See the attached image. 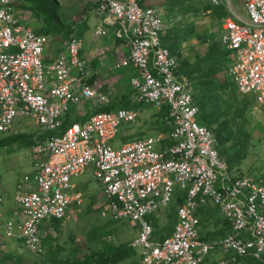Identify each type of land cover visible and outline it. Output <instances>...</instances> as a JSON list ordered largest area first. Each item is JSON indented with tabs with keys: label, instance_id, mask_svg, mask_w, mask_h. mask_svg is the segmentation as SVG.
<instances>
[{
	"label": "built area",
	"instance_id": "built-area-1",
	"mask_svg": "<svg viewBox=\"0 0 264 264\" xmlns=\"http://www.w3.org/2000/svg\"><path fill=\"white\" fill-rule=\"evenodd\" d=\"M245 9L247 17L234 12L236 20L223 23L222 43L235 57L229 76L240 94L255 95V109L264 112V0H245ZM93 13L106 17L128 45L129 54L115 69L136 72L130 80L133 102L155 108L169 132L115 147L120 128L139 117L137 110L126 108L96 111L62 130L72 106L94 100L95 110L100 109L111 104L112 92L88 83L82 39L72 37L48 64L49 37L24 23L16 0H0V133L12 132L24 119L40 128L32 146L40 157L35 174L26 175L19 186L13 217L0 221V248L19 242L35 255L45 254L42 227L66 219L71 206L82 205L73 179L92 169L103 187L106 211L114 220L139 227L133 246L141 249V264H207L218 249L223 256L213 264H231L239 257L262 260L264 184L232 173L216 135L200 124L190 82L179 76L178 62L162 45L165 21L160 11L141 6L139 0H100ZM106 33L103 26L95 32ZM165 140L172 144L164 147ZM182 192L173 234L157 240L149 217ZM3 203L0 198V207ZM208 204L220 208L232 229L216 243L200 239L198 211Z\"/></svg>",
	"mask_w": 264,
	"mask_h": 264
},
{
	"label": "crops",
	"instance_id": "crops-1",
	"mask_svg": "<svg viewBox=\"0 0 264 264\" xmlns=\"http://www.w3.org/2000/svg\"><path fill=\"white\" fill-rule=\"evenodd\" d=\"M67 1H70L71 4H73V6L71 8L73 10L74 9L75 10L73 11V13L72 12H66V15L69 14L71 16H74V18L76 19L75 21L77 23H78V21L82 22L85 25V31L82 32L83 35H81V36L79 34H76L77 35L76 36L72 31V36L70 38H68L67 35L65 36L66 31H61V35L56 37V40H55L56 43L51 45L48 49L45 50V54H44L45 62L49 64V63L56 61L59 58L60 54L63 51H65V49L67 48L68 42L71 40V38L73 36L82 39L83 50L81 53V57L88 61V65L86 68L88 81H89L88 83L92 86L101 87L100 89L102 92L108 93L109 91H111L112 92L111 105H113L114 107H115V104H117L118 109H122L121 108L122 105H127L128 108H126V109L137 110V111H139V114H140L141 111H143V110H140V108H142L146 105H135V102H133V98H134L133 94L134 93H133V90H132L131 85H130V80L136 74V72L133 69H129V68L115 69V64L118 63L119 61H121L124 57H126L129 54L128 45L125 43L124 40H122L116 36L115 27L107 21L106 17H104V16L100 17V16H97L95 13H93L94 9L97 7L100 0H66V2ZM186 1L188 3L190 2V4L192 3L193 6L196 5V0H191L192 2L189 0H186ZM208 1L210 2L211 0H208ZM168 2H169V0H143V5L160 9L164 13V15L166 17V21L168 22V24L170 23V25H174V21H177V19L179 17L182 18V14H180V13H181V11H183L182 10L183 3L177 4L178 7L172 9L171 6L167 5ZM240 2H241L242 6L246 12V15H241L239 12H237L235 10V8L233 7L232 1L228 0L230 11L232 12V15L230 14V16L224 18L223 22H225L228 19L236 20L234 14H233L234 12L239 13L243 17L248 16L247 11L245 9V1L240 0ZM210 3H211V6L215 7V5L213 4L212 1ZM16 4H17V9L20 13V16L24 19L23 20L24 23L33 27L32 24L30 23V21H32L31 12L24 8L23 3L16 2ZM222 4L225 5V0H223ZM188 8L193 9L192 5ZM178 10L180 13L178 12ZM208 10H209L208 6L206 8H204V12L205 11L207 12ZM78 12H80V13L78 14ZM82 12L84 15L83 18L81 15ZM209 12H211V11H209ZM178 13H179V15L177 16ZM77 14H78L79 18H81L82 20L81 19L78 20V17L76 18ZM188 16L189 15L185 16V18H187ZM209 17L213 22L215 19L216 22L218 24H220V20L218 18L213 19L210 14H209ZM90 24H91L92 30L90 32H87L90 29ZM101 26L106 28L107 33L103 36H97L95 34V32ZM210 29H211V31L206 32V37H207L208 42L210 40H212V41L216 40L214 38V34L219 33V39L218 40H220V45L223 49H227L222 43V28H220V26H219L215 30V28L212 29L211 25H210ZM48 37L50 40V36H48ZM84 43L86 44V48H84ZM223 61L227 62L228 71L226 72V74L229 76V70L233 66V64L235 63L234 53L231 52L225 59H223ZM181 77H186L189 80L190 85L191 84L193 85V83L189 77L184 76V75H182ZM230 79L233 82H235V80L232 79L231 77H230ZM235 84H236V82H235ZM194 86L191 89V93L193 96L194 103L197 106V108L199 109V116H200L201 109H200V106L195 101V95H196L197 91L195 90ZM236 86H237V84H236ZM250 96H252L251 98L254 100V103L257 104L255 95H250ZM95 104H96V101H94V100H85L79 106H72L70 109V112L67 114L69 120L71 122H72V120H74V122L86 121L90 116L88 111H90L91 109H92V111H93V109L95 110V107H96ZM97 110H98V108H96L95 111H97ZM257 112L260 114H262V113L264 114V112L262 110L254 108V113L256 114ZM198 120H199V118H198ZM22 121L23 120L19 121L13 130L21 128L23 126ZM148 122H150L153 125L152 128L154 130V133L157 132L158 127H160V129H161L158 132L159 134L169 132L168 128L165 124V120H164L163 116L161 117L160 120H158L157 117H154L153 119H150V121H148ZM162 125H164V131H162V129H163L161 127ZM202 125H204V124H202ZM39 132H40V128H39V131L37 134H35L33 136L29 135V138L24 137L25 142H24V144L20 145V147L30 146L31 151H32V146L34 144V138L36 137V135L39 134ZM23 133H25V132H23ZM119 134H120V132H119ZM153 135L148 134V136L141 138V139H137V140H144V139H147L150 137H154ZM124 137H128V136H124ZM31 139H33V143L28 144ZM15 140L17 141L18 138ZM137 140L134 139L132 141H137ZM171 144H172V142L170 140H165V143L163 146L165 147V146L171 145ZM119 146L120 145H118L117 147H119ZM32 155H33V159L29 163V165L27 166V173L24 175V177L26 175L33 177L35 174L34 165L40 157L34 156L33 153H32ZM232 173L239 175V176L253 177L251 175L236 173L235 170H232ZM24 177L21 180V182H19L17 184L16 189L14 191L15 193H13V194H10V187L12 184H8V185H4V186L0 187V191H1L0 198H3V200H4V203L0 207V210L2 212V217L0 218V221L2 223L8 219H11L14 215V212L17 208V206L14 202V196L16 195V193H18L19 186L24 184ZM253 178H255V176ZM73 184L75 186V188H74L75 192H81L83 195L82 205L84 204V199H85L87 194H93L96 192V187L90 188L89 183H87V181L81 183L80 185H78L76 183H73ZM99 187L102 189V191L98 193V197L91 196V199H92V201H94V203H97V200H98V203H97L98 207L96 206L97 207L96 209H99V210L102 209L103 210V212H101L103 218H105L104 216H108V217H110V220H113L110 213L107 212L105 209L106 206L104 204L106 202V199H105V196L103 193V188L100 184H99ZM177 197H178V194H177ZM182 197L184 199V197H185L184 193H183ZM99 202H100V205H99ZM173 203H175L176 210L178 211V207H179L180 203L178 202V200L174 201ZM76 206H78V205H76ZM170 206H171V204L168 207H166L165 209L160 210L157 213H155L149 217V219L153 221L155 228H156V222L158 221L157 223L159 224L160 218L162 216L165 218L164 225H167V210L170 208ZM200 210L198 211L199 212L198 217H201L202 219L203 218H209V220H210L208 226H206L203 223V225L200 229V239L203 242H205V243H216L220 240L227 238L229 235L232 234L231 225L227 220H225L223 218L221 210L219 207H214L212 204H208V205L203 206ZM103 213H105V214H103ZM67 220H70V214L69 213H68V217L66 219H64L61 223L52 220L54 223L45 224L42 227V233L44 235L45 243L48 247L47 251H49V254H50V258H49L50 262L48 261V264H55L56 262H59L61 260V258H65V254L68 253V255H69V253L72 251V249H70L69 247L67 249V246L69 245V241L66 244V240H65V243L61 244L60 240H58V237H57V230L56 229L59 226L66 223ZM117 222L124 223L125 221L121 220V221H117ZM177 222H178V214H177ZM177 222H176V224H177ZM226 223H227V225H226ZM158 224H157V227H158V229H160ZM176 224H175V227H176ZM131 226L134 228H138L137 226H133V225H131ZM175 227L173 229V232L175 230ZM208 228L210 230L209 232H207ZM60 229L61 228H59V230ZM173 232H172V234H173ZM208 233H213V234H217V235H209ZM138 235H139V233H138ZM138 235H137V237H138ZM223 235H225V236H223ZM202 236L205 238L207 237L209 240H204ZM155 238H157V240L158 239L164 240V239H161V234H158V235L155 234ZM248 238L251 239V236H248ZM132 242H127V243H129L131 245ZM9 243H13V242H9ZM18 245H22V244H20L18 242ZM131 247H132V245H131ZM3 250H5V249L0 248V252H3ZM7 251H15V253H16L15 249L6 250L4 252H7ZM136 253H137L136 257L131 258V259L135 260L136 264H141L140 263V253L139 252H136ZM230 255H232V253H230L228 256H230ZM222 256H223V251H221V249H218L214 253V256L208 260L207 264L216 263L217 261L221 260ZM2 257H4V255L0 254V261H1ZM245 258H247V257H245ZM240 259L245 260L244 258L239 257V258H237V260L235 262H233L231 264H241L242 261L239 263ZM252 259H254V258H252ZM254 260L264 262V259H262V260L254 259ZM17 261H19V258L17 259ZM34 261L35 262L33 264H40L39 263L40 261L43 262V264L45 262L44 258L40 259V260H34ZM7 262H9L11 264H16V261H7ZM20 262L21 263H18V264H31V263H29V261H26L23 258L20 259ZM4 263L1 262L0 264H4Z\"/></svg>",
	"mask_w": 264,
	"mask_h": 264
},
{
	"label": "trees",
	"instance_id": "trees-1",
	"mask_svg": "<svg viewBox=\"0 0 264 264\" xmlns=\"http://www.w3.org/2000/svg\"><path fill=\"white\" fill-rule=\"evenodd\" d=\"M139 2L141 6L146 7L143 5V0H139ZM186 2V0H169L167 5L171 6V8L174 9L178 7L177 4H184ZM210 2L208 0H196L195 6H193V4L191 3L193 9L182 5L183 11H181L180 13L178 10V12L182 14V17H185L187 15L199 17L204 12V8L208 6L209 11H211L208 14H210L213 19L218 18L220 20V24L215 22L216 27L218 28L220 26V28H222V24L224 23L223 20L224 18L230 16V12L228 11L227 7L222 4L223 0L221 5H215V7L211 6ZM24 3L26 10L32 11L31 9H34L38 12V14H40H36L35 16L38 22L45 21L46 23L53 25V27L46 32L42 29L32 27L37 34L49 36L53 33L60 34L61 31H66L65 36L67 35L68 38L72 36L74 26L77 24V22L75 21L76 19L74 18V16L68 14L66 15V17H64L66 18V20H70L69 24L64 26L60 23V20L63 19L60 14L61 4L60 2H58V0H54L53 2L51 0H26L24 1ZM156 9L160 11L165 21V29L162 34V45L170 51L171 56L178 62L179 76L184 75L189 77L193 83V86L195 85L194 87L197 91L195 95V101L201 109V113L199 116L200 124H204L216 135V138L218 140V151L220 155L227 161L230 169H239L241 164L247 158L248 150L246 148V141L249 138V134L246 131L247 123L249 122L248 117L251 116V113L252 111H254L256 104L251 98L252 96L242 95L239 93L235 82L230 80L231 82L227 81L225 83H222L217 77L223 70V68L225 69V72L228 71L227 62L223 61V59H225L231 52L221 47L220 40H210L207 52L203 57H197L194 62H188V60L182 61L181 45L191 39L192 35L188 34V30L191 29V27L186 25L185 28H181L183 22L179 21V23L176 25H170L169 29L166 32V25L168 24V22L166 21V17L160 9ZM179 13L177 14V16L179 15ZM81 15L83 18V12ZM55 28H57V31L51 30ZM214 38L216 39V35H214ZM214 60L221 61L219 63V66H221L222 64V67L217 68L213 64V69H209L208 72H204L202 66L204 64H207L208 62L212 64V61L214 62ZM114 108L115 107L110 104L108 106L101 107L97 110V112L115 110ZM121 108L128 107L127 105H122ZM160 117H162V115H160ZM73 123L74 122H71L69 120L68 115H66L63 119L62 130L67 129ZM161 127L163 128L162 131H164V125H162ZM118 136H120V134ZM144 137L145 135L141 133L138 134L136 138L134 136L123 137L122 141L123 143H127L134 139L137 140ZM14 138H18L19 141H22V144H24L25 142L23 134H17L14 136ZM32 143L33 139H31L28 144ZM232 151L233 154L231 153ZM237 165L238 168L235 167ZM259 173L260 174H258L254 179L264 184V171H259ZM182 196L183 192L178 193V197L176 199L179 203L183 202ZM170 204L171 206L167 210V225L160 227V230L157 227L158 221L156 222L157 229H155V234H161V239H165L172 234L177 222V210L175 203L171 202ZM199 218L201 227L203 223L208 226L210 222L209 218ZM53 221L60 223L62 222V220ZM109 223H117V220L113 219ZM104 229H106V227ZM209 231L210 230L208 228L207 232ZM208 234L217 235L213 233ZM108 235L109 232H105L103 228H101V233L97 238V241H103L101 242L103 243V246H105V248H103L102 250H90L91 254L84 256L81 255V249L78 246L72 247V251L69 253V255L68 253L65 254V258H61V260L59 262H56L55 264H121L128 259L136 257L137 253L129 243L120 244L119 246H113L106 242L105 238L108 237ZM203 239L209 240L207 237H203ZM74 242L75 238L72 236L69 240V244H73ZM90 242L96 243L93 237H90ZM44 244H46L45 239ZM244 259L245 260L240 259L239 263L242 261L241 264H264V262L256 261L250 257ZM1 262H5L4 264L9 263L7 262V257L5 256L2 257L0 263ZM134 264H136V261Z\"/></svg>",
	"mask_w": 264,
	"mask_h": 264
},
{
	"label": "rangeland",
	"instance_id": "rangeland-1",
	"mask_svg": "<svg viewBox=\"0 0 264 264\" xmlns=\"http://www.w3.org/2000/svg\"><path fill=\"white\" fill-rule=\"evenodd\" d=\"M26 0H17L16 2H20L24 4ZM52 2L54 0H51ZM233 7L237 12H239L241 15H246V12L240 2V0H231ZM60 4L62 5L60 8V14L63 20H60V23L64 26L68 25L70 20H66L64 16L66 17V12H72L73 10L71 7L73 4H71L70 1L66 0H58ZM84 2V1H83ZM83 4V3H82ZM183 5L185 7H190V2H186ZM225 5L232 15V12L230 11L228 0H225ZM72 9V10H71ZM31 18L32 21L30 23L33 27L37 29H42L45 32L48 31L50 28L53 27V25L46 23L45 21H39L37 22L36 14L38 12L34 9H31ZM59 12V11H58ZM57 12V13H58ZM80 12H78L79 14ZM209 10L206 12H203L199 17H192V15H189V17L186 19L185 17H179L177 21L174 22V25L178 24L181 20L183 24L182 27H186V25L190 26L191 29L188 30V34H191V39L181 45V60H188V62H194L196 58L203 57L208 49L209 43L206 37V32L211 31V28L215 30L216 28V20L214 19V22L209 17ZM30 14V13H29ZM78 14L76 15V18H79ZM28 15V14H27ZM40 15V14H38ZM42 16V15H41ZM81 16V15H80ZM43 17V16H42ZM77 20V21H78ZM82 20V19H81ZM88 24V23H87ZM166 32L170 27V23L166 25ZM194 28V29H193ZM54 31H57V28L51 29ZM92 30L91 24L90 29L87 32H90ZM85 31V25L82 22H79L74 26L73 33L79 34L80 36L83 35L82 32ZM86 32V33H87ZM61 35L60 34H50V40L46 47L48 49L51 45L56 43V37ZM216 35V41L219 39V33H215ZM77 36V35H76ZM210 40V39H209ZM86 41V40H85ZM84 48H86V44L84 43ZM83 50V49H82ZM221 61L214 60L211 63L204 64L202 66L204 72H208L209 69H213L214 65L215 67L219 68L222 67L219 66V63ZM214 64V65H213ZM219 81L222 83L225 82H231L230 77L226 74L225 69L219 73L218 75ZM191 89L193 88V85L191 84ZM118 109L117 104H115V110ZM141 113L139 114V117L137 121L133 124H125L120 128V136L113 141V145L117 147L118 145H122L123 141L122 138L124 136H134L137 137L138 134H144L145 137L148 136V134L153 135L156 137L161 130L160 127H158L157 132L154 133L153 125L148 122L150 119H153L154 117H157L158 120L161 119L159 116L160 114L158 111L151 107V106H144L140 108ZM139 112V111H138ZM89 115L96 113V111L93 109L88 111ZM258 115V116H257ZM249 122L247 123V133L249 134V138L246 141V148L248 150L247 158L244 160V162L241 164L239 169H233L236 173L251 175V176H257L259 171H264V114L260 113H254L252 111L251 116L248 117ZM74 122V120H72ZM79 122V121H78ZM23 126L19 129H15L12 132L8 133H0V187L8 184H12L10 187V194L15 193L16 186L21 180L23 179L24 175L27 173V166L33 159L32 151L30 146H22V141L15 140L14 136L17 134H23L25 138H29L30 136H33L38 133L39 131V125L34 123L30 119H24L22 121ZM25 132V133H23ZM117 143V144H116ZM233 154V151L231 152ZM238 168V165L235 166ZM260 176V175H259ZM87 181L89 183L90 188L96 187V192L93 194H87L84 199V204L81 206L73 205L69 209L70 214V220H67L66 223L59 226L57 230V237L58 240H60V243L66 244L70 240V238L73 236L75 238V242L73 244H69L67 246L70 249L72 247L78 246L81 249V255H90V250L98 249L99 251L105 248L103 246V241H97V238L99 237L101 233V228L105 232H109L108 237L105 238V241L113 246H119L120 244H124L127 242H132L131 245L136 250V252H141V249L137 246H133L134 240L137 238V235L140 231L139 227L134 228L131 226V224L128 221H125L124 223L117 222L114 224H110L109 222L110 217L104 216L103 218L101 212H103L102 209H96L97 203H94L92 201L91 196L98 197V193L102 191V189L99 187V182L95 179L94 173L92 169H89L84 175H81L79 177H76L73 179V183H76L80 185L81 183ZM99 183H97V182ZM101 185V184H100ZM102 186V185H101ZM103 188V187H102ZM1 193V191H0ZM100 205V202H99ZM97 206V207H96ZM63 221V220H62ZM54 223L53 221H48L46 224ZM165 223V218L162 216L159 221V227H163ZM106 227V229H104ZM59 228H61L59 230ZM139 229V230H138ZM90 237H93L96 243L90 242ZM2 249L3 252H0V254H3L5 257H7V261H16V264L21 263L20 259H25L26 261H29V263L33 264L34 260H40L44 258V264H48L50 254L48 250L47 245L45 244L46 252L43 255H33L28 250L25 249L24 246L18 245L17 242L15 243H7L4 245ZM10 249H15V251H7ZM19 258V261L17 259ZM50 262V261H49ZM40 264H43V262H39ZM135 260L128 259L125 262L121 264H134ZM11 264V263H8Z\"/></svg>",
	"mask_w": 264,
	"mask_h": 264
},
{
	"label": "clouds",
	"instance_id": "clouds-1",
	"mask_svg": "<svg viewBox=\"0 0 264 264\" xmlns=\"http://www.w3.org/2000/svg\"><path fill=\"white\" fill-rule=\"evenodd\" d=\"M250 177V176H249ZM253 178V177H252ZM254 179V178H253ZM255 180V179H254ZM257 181V180H256ZM258 182V181H257Z\"/></svg>",
	"mask_w": 264,
	"mask_h": 264
}]
</instances>
